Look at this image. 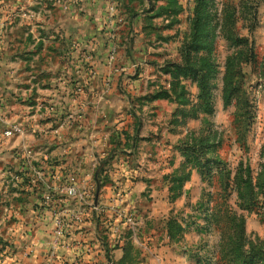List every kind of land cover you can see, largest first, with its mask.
I'll return each mask as SVG.
<instances>
[{
	"label": "rangeland",
	"instance_id": "374dc122",
	"mask_svg": "<svg viewBox=\"0 0 264 264\" xmlns=\"http://www.w3.org/2000/svg\"><path fill=\"white\" fill-rule=\"evenodd\" d=\"M0 113L45 115L19 121L29 147L71 145L69 197L76 161L92 206L110 187L109 264H264V0H0Z\"/></svg>",
	"mask_w": 264,
	"mask_h": 264
},
{
	"label": "crops",
	"instance_id": "0c3cea01",
	"mask_svg": "<svg viewBox=\"0 0 264 264\" xmlns=\"http://www.w3.org/2000/svg\"><path fill=\"white\" fill-rule=\"evenodd\" d=\"M4 116V121L0 122V192L2 191L0 193V217L3 223V237L9 242L6 250H3L4 263L109 264L103 240L108 235L106 246L112 248L111 242L116 237L115 229L121 230L125 225L121 224V212H116L114 209L116 204L112 199L110 187H103L98 194L96 193L97 200L92 206L90 166L84 165V161L83 163L76 161L73 169L79 171L78 185L84 196L82 199L69 197L65 192V182L61 171L69 164L66 163L68 159L57 165L52 162H58L55 160V154L71 153V145L68 148L67 145L63 150L57 147L48 150V148L36 145L29 147L27 140L31 141L32 134L29 131H33V128L31 130L21 128L18 123L22 119L26 121L29 118L28 125L31 128L32 122L44 124L38 120L45 115L30 114L14 117L13 114H7ZM50 123L47 122L48 125ZM41 124L39 125L41 136L58 132L57 130L48 131V129L46 131ZM10 125L20 126L21 133L13 138L5 137L4 131ZM81 150L84 160V157L87 158L88 150ZM46 164L55 169V174L52 178L43 176L42 182H39L42 169ZM35 175L39 178L37 179ZM10 176L16 177L20 186L15 193L8 190ZM22 176H35L31 181L37 183L32 186L24 185ZM46 188L53 193L54 198L50 204L42 203ZM23 191H27L26 194ZM23 194L25 196H21ZM12 195L17 197H12ZM57 214H62L68 221L66 234L58 243L53 235L54 218ZM12 216L15 219L13 223H10ZM118 252L119 249L113 251L115 255Z\"/></svg>",
	"mask_w": 264,
	"mask_h": 264
},
{
	"label": "built area",
	"instance_id": "2783aa9c",
	"mask_svg": "<svg viewBox=\"0 0 264 264\" xmlns=\"http://www.w3.org/2000/svg\"><path fill=\"white\" fill-rule=\"evenodd\" d=\"M3 121H4V115L2 113H0V122H3ZM19 133H21L20 126L10 125L9 127H7L5 129L4 136L8 137V138H13L14 136H16ZM66 190H67V193L69 195H73L74 188L67 187ZM47 197H49V196H47ZM54 223H55V229H54L55 241H56V243H58L60 241V239H62L64 237V232L66 229L61 224L60 218H58V216L55 217Z\"/></svg>",
	"mask_w": 264,
	"mask_h": 264
},
{
	"label": "trees",
	"instance_id": "16d2710c",
	"mask_svg": "<svg viewBox=\"0 0 264 264\" xmlns=\"http://www.w3.org/2000/svg\"><path fill=\"white\" fill-rule=\"evenodd\" d=\"M247 60H249L248 58H246V61ZM232 80H233V76H232V74H231V71L230 70H228V72L226 73V77H225V85H226V89L228 88V87H230L231 88V85H232ZM96 182H97V184L99 183V180H98V176H96ZM239 237V238H238ZM238 240L239 241H242V239H243V234H242V232L241 231H239L238 232Z\"/></svg>",
	"mask_w": 264,
	"mask_h": 264
}]
</instances>
